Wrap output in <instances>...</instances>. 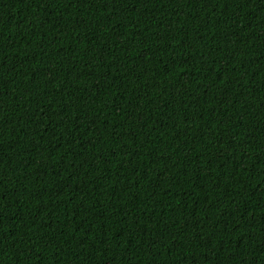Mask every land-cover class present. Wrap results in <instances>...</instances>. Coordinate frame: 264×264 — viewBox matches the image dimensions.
<instances>
[{"label": "trees", "instance_id": "obj_1", "mask_svg": "<svg viewBox=\"0 0 264 264\" xmlns=\"http://www.w3.org/2000/svg\"><path fill=\"white\" fill-rule=\"evenodd\" d=\"M0 264H264V0H0Z\"/></svg>", "mask_w": 264, "mask_h": 264}]
</instances>
